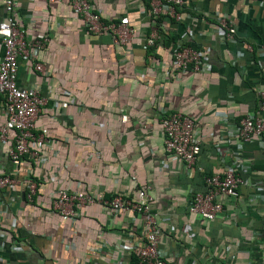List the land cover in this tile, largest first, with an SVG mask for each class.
Wrapping results in <instances>:
<instances>
[{
  "label": "crops",
  "instance_id": "0c3cea01",
  "mask_svg": "<svg viewBox=\"0 0 264 264\" xmlns=\"http://www.w3.org/2000/svg\"><path fill=\"white\" fill-rule=\"evenodd\" d=\"M13 1L25 41L47 37L38 56L43 71L20 59L16 77L18 87L34 88L44 100L34 130L43 141L31 142L38 155L26 154L18 165L8 158L12 135L0 146V176L13 179L0 188V264H133L142 221L103 201L133 197L143 186L166 264H264V140L243 142L235 132L258 108L264 1L183 0L181 19L162 16L159 24L174 41L146 46L152 0H88L104 19L126 17L136 30L120 47L106 34H88L66 1ZM219 18L235 29L233 41L217 33ZM180 43L200 51L210 69L173 81L170 53ZM2 54L0 39V60ZM174 112L194 122L200 152L190 171L164 151L159 121ZM226 171L242 183L235 195L218 197L222 212L212 221L189 213L192 194L206 189L203 175ZM30 177L37 185L31 201ZM60 189L95 202L63 217L50 205Z\"/></svg>",
  "mask_w": 264,
  "mask_h": 264
},
{
  "label": "built area",
  "instance_id": "2783aa9c",
  "mask_svg": "<svg viewBox=\"0 0 264 264\" xmlns=\"http://www.w3.org/2000/svg\"><path fill=\"white\" fill-rule=\"evenodd\" d=\"M49 3L66 1L72 11L81 19L88 34H106L115 46H124L136 36V30L131 27L126 17L118 20H106L94 12L88 0H47ZM264 1V0H253ZM183 0H152L148 9L151 30L142 37L146 46H153L160 40L156 20L168 17L173 21L181 19L180 9ZM6 17L0 21V39L3 48L0 60V146L4 145L9 135L12 143L8 147V158L12 165H18L24 155L36 157V152L30 151V143L42 144L43 135L34 134L40 106L44 100L34 88H20L16 83L19 60H27L35 71L42 72V64L38 61L40 51L47 41L45 35L29 42L24 39L20 22L13 16L15 2L4 0ZM217 33L224 41H233L235 29L223 18H219ZM264 55V45L261 48ZM173 64V81H180L187 72H200L210 69L204 63L202 53L187 45L179 44L170 53ZM258 108L256 113H246L235 125L238 138L249 141L255 137L264 140V72L262 83L256 92ZM124 117L121 120L124 121ZM163 133L165 153L180 160L190 171L200 152L199 142L194 139V122L188 115L174 112L160 119ZM205 191L192 194L188 212L203 220L212 221L222 212V205L217 201L222 195H235V188L242 183L239 176L232 171H226L223 176L203 175ZM13 183L9 175L0 176V188H8ZM26 197L32 200L37 185L30 177L25 179ZM95 202V199L84 192H68L60 189L51 199V209L63 217H73L79 209ZM112 211H126L138 215L143 225V238L136 250L134 264H166L158 252L161 230L157 223V214L152 211L153 203L147 186L135 191L133 197L114 195L110 200L103 201ZM0 238H3L0 233ZM264 241V233H263ZM264 257V252H263Z\"/></svg>",
  "mask_w": 264,
  "mask_h": 264
},
{
  "label": "trees",
  "instance_id": "16d2710c",
  "mask_svg": "<svg viewBox=\"0 0 264 264\" xmlns=\"http://www.w3.org/2000/svg\"><path fill=\"white\" fill-rule=\"evenodd\" d=\"M161 19H162V16L161 17H159L157 20H156V22H157V27H158V31H159V34H160V38H162V39H166V40H168L169 42H172V41H174V38L173 37H170L169 38V35L167 34V33H165V31H163L161 28H160V26H159V24H160V22H161ZM133 261H134V263H135V259H133ZM133 263V264H134Z\"/></svg>",
  "mask_w": 264,
  "mask_h": 264
}]
</instances>
